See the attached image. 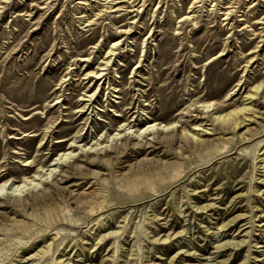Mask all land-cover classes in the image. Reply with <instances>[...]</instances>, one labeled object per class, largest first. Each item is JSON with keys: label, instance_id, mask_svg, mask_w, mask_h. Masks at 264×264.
Returning <instances> with one entry per match:
<instances>
[{"label": "rangeland", "instance_id": "rangeland-1", "mask_svg": "<svg viewBox=\"0 0 264 264\" xmlns=\"http://www.w3.org/2000/svg\"><path fill=\"white\" fill-rule=\"evenodd\" d=\"M83 1L9 0L0 11V183L47 170L74 137L85 138L76 144L82 161L132 119L117 116L128 108L144 124L175 123L177 137L145 138L146 151L107 148L106 163L69 170L33 206L2 207L0 264H264V169L255 160L264 153V101L254 102L247 127L211 121L249 106L251 90L264 85V0H202L193 9L195 0H119L124 11L93 27L81 17L95 19L100 3ZM227 7L232 20L222 21ZM193 10L194 20L182 21ZM118 40L109 75L121 99L101 93L89 116L76 115L83 77ZM137 71L153 80L134 83ZM167 75L175 83L161 92ZM203 103L215 111L199 119ZM199 125L210 129L200 132L211 141L205 150L187 136ZM236 217L245 221L221 228ZM228 241L243 243L216 249Z\"/></svg>", "mask_w": 264, "mask_h": 264}, {"label": "bare ground", "instance_id": "bare-ground-1", "mask_svg": "<svg viewBox=\"0 0 264 264\" xmlns=\"http://www.w3.org/2000/svg\"><path fill=\"white\" fill-rule=\"evenodd\" d=\"M201 1L202 0H195L191 6V9L196 8V5L201 3ZM51 2L52 1H49L47 5ZM93 2L96 3L97 5H99V3L101 5L102 3V5L97 6L99 9V12L96 14L95 19L88 20L86 19L85 15L81 17L83 19V24L86 25L85 27H93L94 25H97V22L108 13L109 14L121 13L122 11H124L122 7L118 6V4L121 3L119 2V0H110L107 3H105L106 0H84L83 2H80L79 4L90 7L92 5L91 3ZM211 2L213 3V1ZM7 3H9V0H0V11L1 9H4L5 4ZM109 3H112V5L110 7H106V5ZM84 8H87V7H84ZM231 8L233 7H229V8L227 7L226 12L222 15L225 17V19L222 21L232 20L233 11H231ZM193 12L194 10L190 11L187 16L183 17L184 20L182 21L184 22L193 21L194 20L192 19ZM83 13H85V9H84V12H82V14ZM229 23L230 22H228L226 25L229 26ZM179 34L180 32L177 35ZM254 35L255 34H252V36ZM151 37H153V34ZM120 46H121V41L118 40V41L113 42L111 48L106 53V56L103 58V61L99 64L98 68L94 70H89L83 77V82H86V85L88 86L85 89V94L80 98V102H83V103L77 109L75 113L76 115L80 114V117H84L87 115L89 116L91 113L88 114V112L91 109L93 112V109H95L94 104L99 100V95H101V93L108 92L107 95H110V98H111L110 102H113L114 104L116 102L113 101L112 98L121 99V89H119L118 87H113V84H110L111 78L109 75V70L112 64V59L114 58V56L117 55L116 52L120 49L119 48ZM222 55L223 54H221V56ZM80 61L83 63H89L90 58L82 57V60ZM88 67L89 66L87 65V68ZM146 75L137 71L133 73V76L131 77V79H134V83L136 80H139V81H136V83L138 84L141 83L140 81H150L151 82L153 80V77H152L153 75L151 73L146 74ZM167 76H168V80H171V82L163 86L161 92H165L171 89V87L175 83V81L171 79L172 77L170 75H167ZM115 77L118 78V76H115ZM165 77H166V73L162 72L158 75V80L166 82L167 79ZM66 81L68 80L63 81V83H61L60 88H57V89L60 90L62 86L66 83ZM87 89L88 91H86ZM247 97H248L247 98L248 100L252 101L251 103H249V106L246 105L245 107H242L240 109L233 110V111H230L224 114L219 113V112L212 113L215 111L214 103H207V104L203 103L201 106L202 109L200 111L199 119H203L202 115L204 114L212 113L211 121L213 124L220 125L227 129L232 127L234 131L236 129H241L242 127L243 128L247 127L246 125L248 122L256 121L257 119L255 107H253L254 106L253 104L258 99H262L264 101V85H259V86L254 87L251 90V93ZM107 100H109V98ZM58 104H59V101H57L55 106H57ZM147 105L148 104H146V106ZM124 113L125 115L117 114V116L125 118L127 115H131L130 118L132 119L125 120V122H123V125H121L119 130H116L114 135L109 134L107 141H103L99 143L98 145L93 144L89 150L85 149L84 156H83L84 159L82 161L80 160V158L76 159V156H77L76 152L79 150L76 144L84 142L85 138L79 141L80 137H74L73 139L69 140L70 145L68 149L65 150L63 153H60L59 156L48 167L47 170H45L44 167H40L38 171L34 173L33 176H30V177L24 176L20 180H17V179L7 180V181L0 183V209H2V207H5L6 205H9V204H13L15 207H23V206H30V205L33 206L35 202L39 201L42 198L48 197L49 195L53 194L57 189H59L58 187L60 183L63 181L64 176L67 175L69 170L72 169L76 171H83L86 166L96 164L97 162L106 163L108 160L105 155L108 152L105 149L107 148L111 150H117L121 148L131 147L133 151H144V150L146 151L150 146L153 145V142H151V140H147L146 143L144 144L143 140L145 138L151 137L153 141L161 139V141L169 140L170 142H172L173 139L177 137V134L174 131L175 123L164 124V123H160L154 120L152 122H147L144 124L141 120H138V117L136 116V111H134L133 108L126 109ZM246 114H250V115L246 116ZM242 116H243V119H241ZM196 117L198 118V116ZM200 127L201 125L193 129L187 136H190V138L194 140V142H196L197 148H199L200 150H205L211 147L210 145L211 141L205 140L203 138L204 136L201 135L200 132L206 133V131L210 129L202 128V130H200L198 129ZM131 130H133V134H135L134 136L133 134H131L132 133ZM123 133L124 135L122 138ZM182 136L183 134H180V137ZM247 137L248 135L246 134L245 136L241 138H243L244 141H249L250 139ZM141 138L142 140H139ZM118 140H122L120 143V146L118 144ZM67 141H68L67 139L60 140V142H67ZM105 142L106 144H109V146L102 147ZM84 147L86 148V145H84ZM263 148L264 146L260 149V151H263ZM101 152L103 153L99 154ZM256 152H255V155L257 154ZM95 153L96 155H94ZM101 155H104V156L101 157ZM256 156L257 157L255 158V160L260 159L259 163H261V165L259 168L263 170L264 169V153L262 154L259 153ZM32 164L33 162L31 160L24 161V166L26 167H30ZM152 165H154L152 161H148V163L145 164V166H149V169L151 168ZM44 170L45 172L43 174ZM57 172H59L58 176H56ZM59 176H60V179H58ZM208 209L209 207L206 206V207H199L197 210L205 211ZM235 210L239 211L241 210V208L234 207L232 213ZM242 221H245L243 220V217H236L232 219L230 222H228L227 224H224L221 228L222 229L231 228L233 224L237 222L239 224ZM58 235L59 233L56 234V238ZM169 238L170 237H168V239ZM242 243L243 242L236 243L233 241L232 242L228 241L223 244L217 245L216 249L218 250H222L225 248L235 249L236 247L241 246ZM48 248H51V245ZM50 252L51 250L50 251L48 250V251H44L43 253L47 255ZM221 264H228V262H224Z\"/></svg>", "mask_w": 264, "mask_h": 264}]
</instances>
